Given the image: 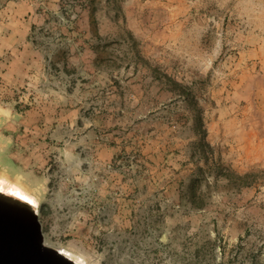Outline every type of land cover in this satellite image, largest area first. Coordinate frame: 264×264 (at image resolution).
Masks as SVG:
<instances>
[{"label": "rangeland", "instance_id": "374dc122", "mask_svg": "<svg viewBox=\"0 0 264 264\" xmlns=\"http://www.w3.org/2000/svg\"><path fill=\"white\" fill-rule=\"evenodd\" d=\"M31 40L26 159L7 171L0 138V177L31 191L47 246L83 264H264V0H61Z\"/></svg>", "mask_w": 264, "mask_h": 264}, {"label": "crops", "instance_id": "0c3cea01", "mask_svg": "<svg viewBox=\"0 0 264 264\" xmlns=\"http://www.w3.org/2000/svg\"><path fill=\"white\" fill-rule=\"evenodd\" d=\"M60 3L61 0H8L7 24L0 21V138L7 145V171L20 173L21 161L26 159L23 145L30 138L24 132L28 124L17 113L14 98L28 88L40 96L36 84L42 77L45 52L31 40V34L45 28ZM235 143L246 153L248 138L239 137Z\"/></svg>", "mask_w": 264, "mask_h": 264}, {"label": "water", "instance_id": "95a60500", "mask_svg": "<svg viewBox=\"0 0 264 264\" xmlns=\"http://www.w3.org/2000/svg\"><path fill=\"white\" fill-rule=\"evenodd\" d=\"M59 251L45 244L38 213L0 196V264H73Z\"/></svg>", "mask_w": 264, "mask_h": 264}, {"label": "bare ground", "instance_id": "6f19581e", "mask_svg": "<svg viewBox=\"0 0 264 264\" xmlns=\"http://www.w3.org/2000/svg\"><path fill=\"white\" fill-rule=\"evenodd\" d=\"M0 189H2L0 190L1 197L8 198L20 204H25L31 210L38 213L36 199L32 195L31 191H29L27 188L25 189L16 183H12L11 181H8L4 177H0ZM17 193H19V195H17ZM29 201H31V203H29ZM59 252L71 263L83 264L81 260H79V258L72 256L71 254L63 252L61 250Z\"/></svg>", "mask_w": 264, "mask_h": 264}, {"label": "snow or ice", "instance_id": "6c2138e0", "mask_svg": "<svg viewBox=\"0 0 264 264\" xmlns=\"http://www.w3.org/2000/svg\"><path fill=\"white\" fill-rule=\"evenodd\" d=\"M0 190H2V189H0ZM17 195H19V193H17ZM26 199V198H25ZM29 203H31V201H29Z\"/></svg>", "mask_w": 264, "mask_h": 264}]
</instances>
